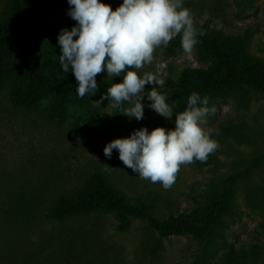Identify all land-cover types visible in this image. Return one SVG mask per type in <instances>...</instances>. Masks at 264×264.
Here are the masks:
<instances>
[{
	"label": "rangeland",
	"instance_id": "1",
	"mask_svg": "<svg viewBox=\"0 0 264 264\" xmlns=\"http://www.w3.org/2000/svg\"><path fill=\"white\" fill-rule=\"evenodd\" d=\"M18 1L0 0V25L13 20ZM101 2L115 10L123 0ZM68 5V0H57L48 12L52 29L73 24ZM183 5L193 20L209 23L245 56L264 62V0H183ZM166 46L138 74L176 79L185 68L207 70L221 62L218 56L202 58L199 47L190 55L167 57ZM96 80L119 83L123 76L111 80L105 69ZM142 103V120L119 113L127 104L113 109L104 100L96 114L88 108L94 125L92 134L82 138L72 117L49 121L46 101L28 108L11 101L8 87L1 90L0 264H230L241 251L248 264H264V163L249 179L238 181L232 212L208 242L190 233L160 237L145 221L118 213L96 212L65 221L48 216L59 195L74 193L95 175L122 190L131 204L160 218L202 213L211 190L222 189L254 160L264 158V94L237 86L211 101L214 111L201 124L218 144L205 166L196 160L181 165L168 189L141 179L119 159L118 150L108 159L104 148L142 127L149 132L170 129V119L149 108L147 96ZM153 245H159L157 255L150 253Z\"/></svg>",
	"mask_w": 264,
	"mask_h": 264
},
{
	"label": "trees",
	"instance_id": "2",
	"mask_svg": "<svg viewBox=\"0 0 264 264\" xmlns=\"http://www.w3.org/2000/svg\"><path fill=\"white\" fill-rule=\"evenodd\" d=\"M56 2L20 0L15 6L13 20L0 25V92L8 87L11 101L28 108H37L46 101L49 121L61 123L72 117L77 134L87 138L92 134L94 125L88 108H92L95 114L99 111L100 106L95 101L106 94L111 82L97 81L98 90L94 95L89 93L83 98L77 95L78 82L70 72L71 68L68 73L64 72L59 63L62 53L58 43L61 29L71 30L77 22L73 20L71 26L52 29L46 16ZM194 26L204 33L198 36L194 48L201 49L202 58L218 56L221 62L207 70L185 68L179 78L165 79L163 88H157L168 94L167 102L173 107L170 129H174L175 116L185 110L192 93L199 94L201 98L207 97L209 108L214 98L226 96L237 86L264 94L263 61L245 56L238 45L226 39L221 31L209 23L201 24L194 20ZM183 53L178 35L166 46L165 55L178 57ZM150 87L146 85L145 91H151ZM81 123L84 126L81 127ZM196 163L200 167L206 165V162L198 160ZM263 163L264 158L254 160L247 170L229 179L222 189L211 190L207 196L209 206L202 213L160 218L144 207L131 204L122 190L108 184L102 176L95 175L74 193L59 195L48 216L65 221L96 212L118 213L145 221L160 237L190 233L208 242L215 236L214 228L232 212L234 189L238 181L249 179ZM158 250L159 245H153L150 253L157 255ZM230 264H248V257L241 251Z\"/></svg>",
	"mask_w": 264,
	"mask_h": 264
},
{
	"label": "clouds",
	"instance_id": "3",
	"mask_svg": "<svg viewBox=\"0 0 264 264\" xmlns=\"http://www.w3.org/2000/svg\"><path fill=\"white\" fill-rule=\"evenodd\" d=\"M68 4V15L77 23L71 30L61 29L58 35L59 63L64 72L71 68L78 82L77 95H94L98 90L96 77L106 69L111 80L121 75L123 80L111 83L106 94L95 101L99 106L104 100L113 109L127 104L129 107L119 113L142 120V100L147 96L149 108L171 119L168 94L157 90L163 88L165 80L147 72L140 75L136 70L151 65L154 52L178 35L183 52H193L198 36L204 33L194 26L183 0H123L115 10L101 0H68ZM146 85H151V91L142 94ZM208 103L207 97L192 93L185 110L176 114L174 129H136L129 137L107 143L104 155L111 159L113 150H118L119 159L141 179L159 182L168 189L181 165L204 162L218 148L201 127L214 111Z\"/></svg>",
	"mask_w": 264,
	"mask_h": 264
}]
</instances>
